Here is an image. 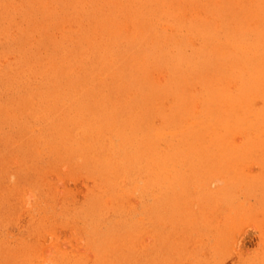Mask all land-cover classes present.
I'll use <instances>...</instances> for the list:
<instances>
[{"label": "bare ground", "instance_id": "6f19581e", "mask_svg": "<svg viewBox=\"0 0 264 264\" xmlns=\"http://www.w3.org/2000/svg\"><path fill=\"white\" fill-rule=\"evenodd\" d=\"M42 1L46 0H29L25 16L36 17L29 18L27 28L20 26L17 35H3L6 41L0 42V57L15 48L23 56L18 60L24 63L19 67L15 58L20 72L14 64L0 67V93L16 99L0 105V113L11 115L12 124H18L13 134L16 143L10 148L26 156L40 148L57 154L73 152L82 158L93 156L95 163L111 169L114 178L128 177L146 195L145 213L135 221L157 228L167 225L158 234L165 240L176 238L173 228L186 234L184 238H193L198 231L204 238L207 207L215 201L210 199H231L234 214L230 211L223 223L210 227L218 243L233 241V230L249 212L242 201L241 205L234 202L235 190L247 186L252 177L240 165L251 156L264 165V0H123L129 15H122L124 7L107 11L99 7L105 22L93 18L97 10L89 0L87 9L80 4L86 12L84 26L75 20L73 10L66 20L54 8L42 12ZM60 4L71 9L79 5L78 0ZM4 8L2 5L0 31L8 33L12 18ZM118 9L123 13L116 12ZM169 17L173 19L170 23ZM98 27L101 37L94 34ZM59 28L62 33L54 34ZM120 41L127 42L124 51L116 47ZM30 48L36 53L26 57ZM39 50L45 52L48 64ZM152 62L172 71L168 82L167 77L164 83L154 80L152 68L149 75ZM231 79L238 82L235 89ZM187 82H201L200 90L184 92ZM101 88H106L102 95L97 93ZM46 98L57 102L53 101L58 111L54 120L45 119L51 110L41 102ZM258 102L261 104L255 105ZM69 108H75L74 115H68ZM17 112L23 118H17ZM238 132L244 136L242 141ZM184 160L190 165L177 166ZM191 169L200 185L213 172L225 185L215 191L205 181L194 190L184 182ZM260 176L264 201V173ZM114 178L109 179L113 193L118 186ZM89 200L96 210L105 208L102 197ZM194 202L202 212L194 209ZM260 235L264 243V233Z\"/></svg>", "mask_w": 264, "mask_h": 264}, {"label": "rangeland", "instance_id": "374dc122", "mask_svg": "<svg viewBox=\"0 0 264 264\" xmlns=\"http://www.w3.org/2000/svg\"><path fill=\"white\" fill-rule=\"evenodd\" d=\"M60 1L67 0L42 1L45 7H43L44 10L42 8V12L46 11L47 7V11L51 12L54 8L56 14L58 13V16L61 15L62 19L66 20L71 15L70 11L73 10L74 18L76 17L75 20L77 19L79 25L86 22V16H84L86 12H83L80 4H85L87 9L90 5L87 3L89 0L85 2L78 0L79 5L72 7V9L62 6ZM93 1V7L97 11L92 16L97 20L105 22L99 7L103 11L114 7H124L123 12L125 11L126 14L122 15H129V9L125 8L128 5H122L121 3L123 0ZM114 1L118 5L114 4ZM2 5H5V11L10 10L9 17L12 18L11 23H9L11 31L8 33L0 31V42H5L6 39H3V35L7 36L9 34L8 36H10L13 33L17 35L20 26L27 28L32 21L29 18L32 16L34 19L36 15L25 16L26 9L30 6L29 0H0V13L4 12ZM146 8L149 9L147 6ZM120 11L118 9L116 12L121 13L122 11ZM169 11L172 10L169 9ZM222 13L224 11L220 12V14ZM113 14L118 15V13ZM171 21L173 19L169 17L168 22ZM74 23L76 24V22ZM84 25L85 23L82 26ZM160 27L164 26L160 25ZM53 33L59 35L62 32L59 28ZM94 34L101 37L100 27L94 31ZM11 44L14 45L13 36ZM116 47L124 51L127 42L120 41ZM14 49L11 48L2 52L4 54L0 57V67L3 68L10 63L17 65V70H19V67L24 65L23 56ZM7 52L8 54H6ZM26 53L24 55L29 57L34 55L36 51L34 52L30 48L26 50ZM37 53L41 55L44 63L48 64L45 52L39 50ZM15 58L18 62H21H19V67ZM18 58L22 60H18ZM151 64V67L149 65V75L152 68L153 74H151L154 80L164 83L168 79L167 75L170 77L168 80L171 79L172 71L169 74L168 70L166 71V66L158 63L159 66L161 65L159 67L155 62ZM26 70L28 73V69ZM159 74L162 76L159 77ZM230 81L231 88L235 89L238 82L232 79ZM194 83L196 84L194 85ZM194 83L187 82V84H184V92L188 93L190 91L188 94H193V91L195 93L196 90H200L201 82ZM198 87L200 88L198 89ZM105 90L106 88H101L97 93L102 95ZM16 91L19 93V90ZM100 95H98V98ZM46 99L41 102L51 110L45 115V119L48 121L54 120L58 116V111L54 108L57 102L53 98ZM10 100L16 99L11 94L0 93V105ZM260 104L261 102H258L255 105ZM74 109L69 108L68 115H74ZM15 116L23 118L22 114L18 112L15 113ZM45 119H41L40 122L44 123ZM156 119L160 121V117ZM17 128L18 124H12L11 115L0 113V264H264V251L262 252L264 243L260 240L262 237L260 233H264V223L262 222L264 221V213H262L264 212V201L262 200L263 192L261 191L263 189L260 181V177H262L260 175L264 173V165L261 167L257 164V162L263 164L257 157H248L243 161L244 164L240 165V170L244 174L252 176L248 179L251 184L248 183L247 186H244V182H241L244 185L235 190L234 202L241 205L239 201H242V204L249 207V212L247 211V216L241 220V226L238 224L239 230L238 227L233 230V241L218 243L212 238L211 231L213 229L210 225L223 223L224 218H228L227 213L231 211L234 214L235 211L232 210L233 202L231 199L225 198V201L221 202L216 200V197L210 199L211 201L214 199L215 203L210 202L207 207L209 209L208 223L203 228L206 230L204 238L201 236L200 231L194 232L193 238H184L182 235L186 234H183V232L178 233L173 228L176 238L165 240L158 238V234L163 232L167 225L157 228V225L136 223V218L145 213L143 209L147 206L144 204L146 195H141L128 177L126 178L121 174L114 178L111 169L102 166L100 163H95L93 156L82 158L77 153L68 151L57 154L55 151H49L48 149L40 150V147L39 152L34 153L32 156H26L19 149L12 150L10 145L16 143L13 140V134ZM238 134L240 141H242L243 134L239 132ZM238 134H234L233 138L235 140L239 139ZM188 165H190L189 162L185 160L177 164L180 168H186ZM194 174V170L191 169L187 178L184 179L186 186L190 185L188 187L194 190L197 187L202 188L205 181L210 186L209 189L217 188L219 185L223 187L226 182L213 172L212 175H205L204 178L208 177L200 185V183L195 182ZM112 178L116 179L118 184L114 193L111 190L112 186L109 181ZM208 179L209 182H207ZM220 179L222 182H220ZM187 182L191 183L188 184ZM252 184L255 188L251 186ZM177 187L180 188V185ZM163 189L165 190L164 187ZM97 197H102L104 209L96 210V208L90 206L89 199ZM184 199L183 201H186L187 198L184 196ZM212 204L216 207H212ZM193 207L195 210L202 212L197 202H194ZM118 209L123 210V213L120 214ZM235 209L237 210V207ZM249 214L252 215L249 216ZM253 214L256 216L254 217ZM187 219L190 221L189 217ZM255 226L256 228H254ZM258 226L262 230H259L260 227ZM169 232L171 233V229H169ZM237 243H240L239 247Z\"/></svg>", "mask_w": 264, "mask_h": 264}]
</instances>
